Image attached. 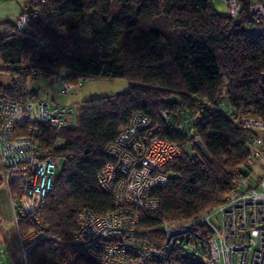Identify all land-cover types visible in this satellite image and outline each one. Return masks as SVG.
<instances>
[{"label": "trees", "instance_id": "obj_1", "mask_svg": "<svg viewBox=\"0 0 264 264\" xmlns=\"http://www.w3.org/2000/svg\"><path fill=\"white\" fill-rule=\"evenodd\" d=\"M237 1L243 15L236 21L215 10L211 0H28L40 4L39 19L25 30L3 21L0 71L10 81L0 83V98L40 99L42 86L34 87L40 78L53 83L62 77L74 87L84 77H123L130 85L85 100L64 129L30 121L15 126L14 135L31 138L37 158L54 154L60 161L37 214L16 209L21 239L34 230L44 236L30 245L27 264H62L76 238L79 211L101 214L113 206L97 173L110 160L109 142L135 112L160 123L162 135L180 151L167 162V183L151 191L158 204L140 214L137 239L158 244L164 239L163 220L199 219L225 202L235 179L257 180L247 163L255 130L241 129L234 120L243 111L264 123V23L248 12L251 0ZM33 69L39 72L36 79ZM164 108L175 122L183 114L198 116L190 128L199 140L173 121L161 123L157 112ZM10 181L9 192L20 198L19 181ZM198 227L209 236L208 226ZM172 253L182 264H200L188 262L178 246ZM77 257L96 264L84 253ZM10 260L23 264L16 253Z\"/></svg>", "mask_w": 264, "mask_h": 264}, {"label": "built area", "instance_id": "obj_2", "mask_svg": "<svg viewBox=\"0 0 264 264\" xmlns=\"http://www.w3.org/2000/svg\"><path fill=\"white\" fill-rule=\"evenodd\" d=\"M251 1L248 12L255 21L264 23V0ZM224 2L227 3V13L235 21L239 20L243 15L240 2ZM40 8L36 2H27L14 20L17 28L25 30L32 21L39 19ZM38 75L36 70L31 71V78L36 79ZM86 79L84 77L80 82ZM53 84L61 93L73 90V86L62 77H58ZM219 105L224 106L222 102ZM251 110L249 107L244 111L249 113ZM172 114L168 108L157 112L163 124L175 122ZM236 114V126L255 130L251 142L252 155L247 158V163L252 165L257 160H264L263 121L258 117H246L243 111ZM75 115V107L49 105L41 98L26 103L10 97L0 98V179L7 192L11 179L20 183V198L9 192L15 226L18 222L16 209L21 214L35 215L45 203L52 191L58 163L54 154L41 160L37 158L31 138L14 135L15 126L30 121L64 129L74 123ZM197 121L198 116L187 113L175 123L198 141L199 137L190 128ZM175 123L171 124L174 126ZM179 152L178 145L162 135L160 123L143 112L131 114L128 124L109 142L106 154L110 160L97 173L99 185L111 195L113 206L104 209L101 214L91 209L79 211L76 238L65 251L62 264H84V260L77 257L80 253L96 264H182L172 253L174 246L182 250L188 262L264 264V171L255 181L235 179L225 202L199 219L181 224L163 220L159 230L163 232L164 239L158 244L135 237L134 230L140 214L151 213L157 207L158 200L151 196V191L167 183V162ZM214 217L216 223H213ZM36 223L40 226V221L36 220ZM199 223L211 229L209 236L204 235L203 229L198 227ZM43 237L39 230L28 232L23 239L19 237L23 264H27L26 254L30 245Z\"/></svg>", "mask_w": 264, "mask_h": 264}, {"label": "rangeland", "instance_id": "obj_3", "mask_svg": "<svg viewBox=\"0 0 264 264\" xmlns=\"http://www.w3.org/2000/svg\"><path fill=\"white\" fill-rule=\"evenodd\" d=\"M219 13L227 15V3L224 0H211ZM0 78L9 83V75L7 72L0 71ZM42 87H38L39 84ZM35 89L38 87L39 98L57 105H71L77 109L82 102L87 99L96 98V96H107L129 90L130 85L126 78H110V77H91L73 87L68 92H59L57 86L51 81L43 78L35 81ZM60 166V161L57 163ZM264 160H257L250 165V173L253 178H257L264 170ZM248 170V169H247ZM2 170L0 169V175ZM213 223H216L214 217ZM16 253L20 255L19 237H17V229L14 225L12 206L10 203L9 192H7L5 184L0 179V264H12L10 256Z\"/></svg>", "mask_w": 264, "mask_h": 264}, {"label": "crops", "instance_id": "obj_4", "mask_svg": "<svg viewBox=\"0 0 264 264\" xmlns=\"http://www.w3.org/2000/svg\"><path fill=\"white\" fill-rule=\"evenodd\" d=\"M27 2L28 0H0V33H3L6 31V25L5 23H3V21L7 20V21L14 22V20L22 12L21 10L23 9L24 5ZM0 66H1V62H0ZM2 82H5V81L0 78V83L3 84ZM40 85L42 86L41 83Z\"/></svg>", "mask_w": 264, "mask_h": 264}]
</instances>
